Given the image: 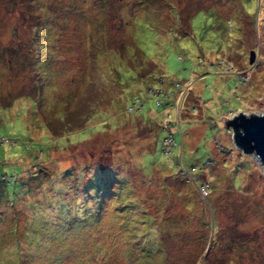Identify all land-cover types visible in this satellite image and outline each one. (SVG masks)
Listing matches in <instances>:
<instances>
[{"label":"rangeland","instance_id":"1","mask_svg":"<svg viewBox=\"0 0 264 264\" xmlns=\"http://www.w3.org/2000/svg\"><path fill=\"white\" fill-rule=\"evenodd\" d=\"M240 111L264 0H0V264H264Z\"/></svg>","mask_w":264,"mask_h":264},{"label":"water","instance_id":"2","mask_svg":"<svg viewBox=\"0 0 264 264\" xmlns=\"http://www.w3.org/2000/svg\"><path fill=\"white\" fill-rule=\"evenodd\" d=\"M253 57L254 52L250 50L249 60L252 61ZM226 123H230L233 128L235 145L245 152L253 151L264 166V111L261 113L240 111L232 118H228Z\"/></svg>","mask_w":264,"mask_h":264},{"label":"trees","instance_id":"3","mask_svg":"<svg viewBox=\"0 0 264 264\" xmlns=\"http://www.w3.org/2000/svg\"><path fill=\"white\" fill-rule=\"evenodd\" d=\"M155 89H153V91H154ZM175 100V99H174ZM159 102H161V101H159ZM175 103V102H174ZM142 106V100H141V98L139 97V96H134L131 100H130V102H129V104L127 105V107H126V109H138V108H140ZM139 124L140 125H142L140 122H137V127L136 126H133L135 129L134 130H136L138 127H139ZM125 126H126V123L124 124ZM126 128V127H125ZM124 128V129H125ZM128 128V127H127ZM131 128H132V126H131ZM172 142H173V140H172ZM28 179H31V175L30 176H28ZM2 192V191H1ZM83 227V226H82ZM81 227V228H82Z\"/></svg>","mask_w":264,"mask_h":264},{"label":"built area","instance_id":"4","mask_svg":"<svg viewBox=\"0 0 264 264\" xmlns=\"http://www.w3.org/2000/svg\"><path fill=\"white\" fill-rule=\"evenodd\" d=\"M171 133V132H170ZM170 135V134H169ZM171 137V136H170Z\"/></svg>","mask_w":264,"mask_h":264},{"label":"clouds","instance_id":"5","mask_svg":"<svg viewBox=\"0 0 264 264\" xmlns=\"http://www.w3.org/2000/svg\"><path fill=\"white\" fill-rule=\"evenodd\" d=\"M171 132V131H170Z\"/></svg>","mask_w":264,"mask_h":264}]
</instances>
